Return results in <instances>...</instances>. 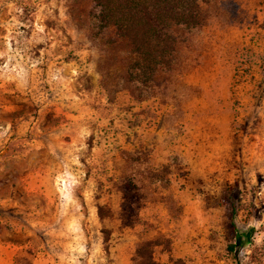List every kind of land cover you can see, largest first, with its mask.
<instances>
[{
  "label": "rangeland",
  "instance_id": "obj_1",
  "mask_svg": "<svg viewBox=\"0 0 264 264\" xmlns=\"http://www.w3.org/2000/svg\"><path fill=\"white\" fill-rule=\"evenodd\" d=\"M201 7L144 83L91 0H0V264H264V0Z\"/></svg>",
  "mask_w": 264,
  "mask_h": 264
},
{
  "label": "trees",
  "instance_id": "obj_2",
  "mask_svg": "<svg viewBox=\"0 0 264 264\" xmlns=\"http://www.w3.org/2000/svg\"><path fill=\"white\" fill-rule=\"evenodd\" d=\"M99 28H114L118 42L134 57L132 69L144 83L153 82L161 70H171L178 52L177 40L168 33L171 26L195 29L204 21L202 4L211 0H91ZM123 212L140 206L138 187L127 181L123 187ZM130 224H127L129 226ZM237 230V228H235ZM239 245L247 236L238 232Z\"/></svg>",
  "mask_w": 264,
  "mask_h": 264
}]
</instances>
